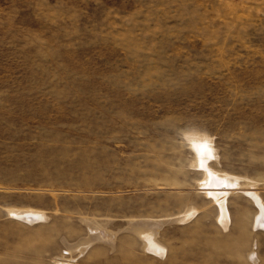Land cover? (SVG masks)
I'll return each instance as SVG.
<instances>
[{
	"label": "rangeland",
	"instance_id": "374dc122",
	"mask_svg": "<svg viewBox=\"0 0 264 264\" xmlns=\"http://www.w3.org/2000/svg\"><path fill=\"white\" fill-rule=\"evenodd\" d=\"M190 138L264 212V0H0V264H264L258 207L227 193L220 226Z\"/></svg>",
	"mask_w": 264,
	"mask_h": 264
},
{
	"label": "bare ground",
	"instance_id": "6f19581e",
	"mask_svg": "<svg viewBox=\"0 0 264 264\" xmlns=\"http://www.w3.org/2000/svg\"><path fill=\"white\" fill-rule=\"evenodd\" d=\"M191 146L195 153V164L200 166L204 170V177L200 183L203 187V191L208 194V196L211 198V200L216 204L217 206V213H216V220L222 226V228H226L228 226V221L230 220V216L228 212L226 211V194L230 192H234L235 190L242 191L246 196L250 198L256 204L258 207L257 213L253 215L252 223L254 226H261L264 227V212L261 208V200L260 194H258L259 191L257 189H254L253 187H246L242 186L238 183V179L234 176H230L228 174H223L215 171L210 166L207 165L208 159L214 155V151L212 149V146L206 139L201 138H190ZM252 182V180L250 181ZM260 189V188H259ZM241 193V192H239ZM192 207H188L187 209H190ZM186 209V210H187ZM196 211L193 209L190 211L184 219L188 218L193 212ZM10 213L17 214L19 217H23L24 219H31V216H37V217H43V213L39 212L38 210L34 209H17V208H11ZM35 218V217H34ZM139 235L142 239V247L144 250H149L152 252L151 254L158 256L159 258L164 252V246L160 243H158L153 237L152 234L145 231H140ZM90 236H88L89 238ZM105 241H108L110 243L113 238L112 233H108L105 237ZM94 239H97L94 236ZM85 241H82L80 246L76 245V248L79 252H83L88 244L93 240L92 239H84ZM82 244V245H81ZM71 248V247H69ZM71 251V250H70ZM245 256L250 259V261L254 264L257 263V259L255 258V252L250 249ZM56 264H72L69 261L66 260H56ZM168 264V263H167Z\"/></svg>",
	"mask_w": 264,
	"mask_h": 264
}]
</instances>
